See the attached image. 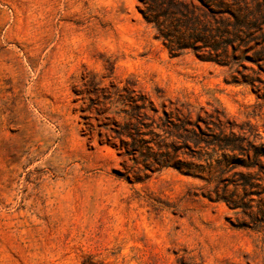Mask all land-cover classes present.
Wrapping results in <instances>:
<instances>
[{"label": "rangeland", "instance_id": "obj_1", "mask_svg": "<svg viewBox=\"0 0 264 264\" xmlns=\"http://www.w3.org/2000/svg\"><path fill=\"white\" fill-rule=\"evenodd\" d=\"M222 4L0 0V264H264V0ZM198 19L203 37L223 31L217 51L191 39ZM181 33L196 50L172 54ZM83 76L136 85L162 116H220L255 146L208 157L205 144H168L207 179L168 167L131 183L139 156L100 144L110 121L82 110ZM124 108L111 110L118 123Z\"/></svg>", "mask_w": 264, "mask_h": 264}, {"label": "trees", "instance_id": "obj_2", "mask_svg": "<svg viewBox=\"0 0 264 264\" xmlns=\"http://www.w3.org/2000/svg\"><path fill=\"white\" fill-rule=\"evenodd\" d=\"M223 7V0H211ZM171 10L183 14V4L180 2H171ZM179 26H188V21L180 19ZM200 20L192 22L190 29L195 33L189 34L191 39L198 42L205 43V46H210L211 49L217 51L220 47L214 43L216 37L223 35V31L220 29L206 30V33L210 32V36L203 37ZM245 26L242 22L237 20L234 25L235 33L234 38H238L237 32L240 27ZM203 27V26H202ZM206 27V26H205ZM173 34H169V37H173ZM181 33L179 36H174L172 41L173 45H168V49L172 54L185 48H192L196 50L193 44H188L184 40L190 38ZM199 39V40H198ZM202 39V40H200ZM184 41V42H183ZM198 51V50H197ZM203 59V58H202ZM205 61H219L213 58L211 55L204 58ZM114 93V97H113ZM78 96H83V100L87 101L86 107L82 110L91 114V119L95 120L94 126L101 127V121L108 120L107 132H98L101 139L100 144H108L115 148L122 156L136 155L139 159H135V162L131 166L125 167L126 179L131 183L142 182L149 176L147 171L155 172L163 168L172 167L178 170L181 174L192 177H200L201 179H207L202 176L204 171L195 172V168L191 162H184L180 155L177 154V150L170 151V145L179 142L181 148L194 150L201 144H205L202 149L205 150L204 155L211 157L213 153L222 152L223 156L230 157L229 154H241L249 157L250 148L255 145L248 140L250 148L244 146L245 137L239 135L235 129L236 125L230 124L229 132H226L227 128L223 126L220 121V116H214L208 114L209 119L192 121L187 115L182 116L179 113L175 114L163 110L164 116L160 114L158 107H155L154 100L149 94L138 89L136 85H123L111 84V87L102 85L101 80L95 78H89L83 76L82 91L77 92ZM111 98L109 102L108 99ZM126 107L124 108L122 116V122L117 121L112 117V109L114 106ZM150 110L155 113L150 114ZM113 121V123H112ZM202 121L205 124V128L200 124ZM118 123V124H117ZM111 124H116L119 128H113ZM156 125V126H155ZM155 126V127H154ZM102 128V127H101ZM158 129V132L156 131ZM162 132V133H160ZM112 133H115L112 134ZM104 137V138H103ZM170 139H173L170 141ZM170 144V145H168ZM180 149V148H179ZM211 149L212 154H209L207 150ZM249 149V150H248ZM264 151V148H263ZM246 167H251L246 166ZM217 175L219 178L225 175V169L223 165H219L217 169ZM210 175V172L206 173ZM242 184L248 186L249 180L245 177H241ZM218 200L223 199L227 204L232 205L234 208L242 207L237 202H231L226 198L219 196Z\"/></svg>", "mask_w": 264, "mask_h": 264}]
</instances>
